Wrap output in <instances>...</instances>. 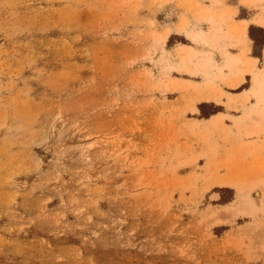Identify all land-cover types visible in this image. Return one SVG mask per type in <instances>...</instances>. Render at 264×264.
Listing matches in <instances>:
<instances>
[{
    "label": "rangeland",
    "instance_id": "374dc122",
    "mask_svg": "<svg viewBox=\"0 0 264 264\" xmlns=\"http://www.w3.org/2000/svg\"><path fill=\"white\" fill-rule=\"evenodd\" d=\"M262 1L0 0V264H264Z\"/></svg>",
    "mask_w": 264,
    "mask_h": 264
},
{
    "label": "bare ground",
    "instance_id": "6f19581e",
    "mask_svg": "<svg viewBox=\"0 0 264 264\" xmlns=\"http://www.w3.org/2000/svg\"><path fill=\"white\" fill-rule=\"evenodd\" d=\"M248 1V0H247ZM253 1V3H254V0H252ZM257 2H263L262 0H256ZM245 24V23H244ZM168 34V33H167ZM161 37H163V36H161ZM222 36H220V38H221ZM193 38L194 39H200L201 38V35H200V33L199 32H195V34H194V36H193ZM163 42L164 41H167L166 39H163L162 40ZM200 42V41H199ZM228 53V52H227ZM229 56V55H228ZM253 68H255V67H253ZM209 69V68H208ZM257 70V69H256ZM256 70H254V71H256ZM255 73V72H254ZM257 74V73H256ZM260 79H264V74H262L261 75V77H260ZM260 90L261 91H263L264 90V85L261 83L260 84Z\"/></svg>",
    "mask_w": 264,
    "mask_h": 264
},
{
    "label": "crops",
    "instance_id": "0c3cea01",
    "mask_svg": "<svg viewBox=\"0 0 264 264\" xmlns=\"http://www.w3.org/2000/svg\"><path fill=\"white\" fill-rule=\"evenodd\" d=\"M243 21V20H242ZM246 21H248V20H246ZM247 26H248V24H247ZM250 58H254V57H250ZM257 64H258V62H257Z\"/></svg>",
    "mask_w": 264,
    "mask_h": 264
}]
</instances>
